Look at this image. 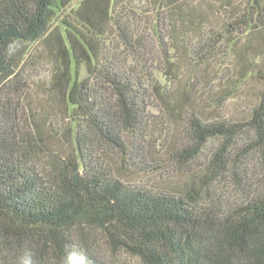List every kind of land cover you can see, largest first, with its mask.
I'll return each mask as SVG.
<instances>
[{"label":"trees","instance_id":"trees-1","mask_svg":"<svg viewBox=\"0 0 264 264\" xmlns=\"http://www.w3.org/2000/svg\"><path fill=\"white\" fill-rule=\"evenodd\" d=\"M184 32L198 35L196 63L221 59L235 69L220 105L256 79L240 114L193 111V86L181 85L170 56L190 54ZM153 47L167 79L148 65ZM39 48L50 69L48 105L70 118L53 132L70 145L64 155L45 146L41 116L21 115L19 78ZM147 94L179 120L172 163L195 161L216 142L197 181L132 186L95 160L97 144L141 157ZM227 178L239 202L218 187ZM25 245L41 264L73 246L92 264H127L107 260L120 254L142 264H264V0H0V264H15Z\"/></svg>","mask_w":264,"mask_h":264},{"label":"rangeland","instance_id":"rangeland-1","mask_svg":"<svg viewBox=\"0 0 264 264\" xmlns=\"http://www.w3.org/2000/svg\"><path fill=\"white\" fill-rule=\"evenodd\" d=\"M137 28L135 27L136 30ZM183 35L184 40L188 44L190 54L184 57L181 51H176L174 55L170 56H175V67L172 69L175 70L174 74L178 76L181 85L186 83L187 89L193 86L189 97V100L195 106L193 111L200 115H207L209 118L218 115L234 116L240 114L242 112L241 107L249 105L259 90L256 79H250L247 87L241 88L238 91L242 93L234 94L235 97L233 99H227L223 105H220L217 103L218 100L216 98H226L228 95L227 91L233 88L234 67L231 69V66L222 62L221 59H213L206 66L199 65L196 63L197 54L193 48L198 40V35L188 33L185 36V32ZM39 52H42L40 48L37 49L33 59L28 60L25 70L21 74L22 77L19 78L21 79V89L25 94V98H21V115L24 116L28 113V116H41L44 123L42 126L44 129L43 139L46 143L45 146H47L51 153L64 155L70 153V145L66 139L62 140L59 135H54L53 132L60 131L57 130V126H69L70 118L68 115L63 114L61 110L55 109L53 111L48 105L47 95L50 69L48 68L47 61L42 62L40 59H37ZM148 59L150 61L148 65L155 70L154 76L156 78H161L163 75H166V79L169 78L167 72L169 67L164 61L162 54H160V49L153 47ZM85 73L83 70L82 78L86 76ZM104 88L105 86L101 85L99 93L105 94L108 101L110 94ZM144 106L149 114L146 115L144 119L145 123H143L144 127L141 130V134L145 133L147 137L146 139L141 138V140H147V142L142 141L140 143V147L143 149L141 157L137 160L126 159V161L115 150L105 145L99 146L97 144L98 152L95 160L106 167L115 177L132 186L159 190L181 188L186 176H189L190 180L197 181V178L206 172L208 160L211 156L210 151L214 150L216 142H210L197 160L186 165L174 164L170 161L167 150L174 147L180 141L179 137L182 138V135H180L181 129L177 125V121L179 120L165 116L160 104L152 98V95H146L144 104H141V109ZM124 136L129 137L127 135ZM123 159L124 162L121 161ZM159 165L160 169L152 171L153 168H157ZM218 187L228 200L232 202L240 201V189L235 186L230 178H227ZM99 244L103 249L107 247L100 241ZM106 257L111 262L122 261L127 264H142L139 259L124 254L116 256L106 255Z\"/></svg>","mask_w":264,"mask_h":264},{"label":"clouds","instance_id":"clouds-1","mask_svg":"<svg viewBox=\"0 0 264 264\" xmlns=\"http://www.w3.org/2000/svg\"><path fill=\"white\" fill-rule=\"evenodd\" d=\"M15 264H41V261L38 259L35 248L25 245L18 250ZM47 264H92V262L86 249L73 246L66 251L59 261L50 258Z\"/></svg>","mask_w":264,"mask_h":264}]
</instances>
